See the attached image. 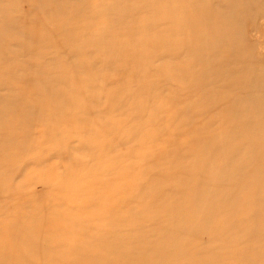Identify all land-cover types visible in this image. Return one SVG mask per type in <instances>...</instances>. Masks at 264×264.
Returning <instances> with one entry per match:
<instances>
[{"label":"rangeland","instance_id":"374dc122","mask_svg":"<svg viewBox=\"0 0 264 264\" xmlns=\"http://www.w3.org/2000/svg\"><path fill=\"white\" fill-rule=\"evenodd\" d=\"M166 1L0 0V264H264V0Z\"/></svg>","mask_w":264,"mask_h":264},{"label":"bare ground","instance_id":"6f19581e","mask_svg":"<svg viewBox=\"0 0 264 264\" xmlns=\"http://www.w3.org/2000/svg\"><path fill=\"white\" fill-rule=\"evenodd\" d=\"M167 1H168V0H167ZM167 1H166V2H167ZM169 1H170V0H169ZM169 1H168V2H169ZM190 2H191V1H190ZM226 2L228 3L229 1H226ZM230 2H231V1H230ZM232 2H234V0H232ZM232 2L229 3V5H232V4H233ZM150 3H151V2H150ZM164 3H165V1H164ZM164 3H163V4H164ZM227 3H226V4H227ZM3 4H4V3H3ZM206 4H207V3H206ZM237 4L239 5V0L237 1ZM237 4H236V0H235V7L238 6ZM4 5H5V4H4ZM4 5H3V6H4ZM148 5H149V4H148ZM204 5H205V4H204ZM204 5H202V6H204ZM207 5H208V4H207ZM236 5H237V6H236ZM62 6H63V5H62ZM164 6H165V5H164ZM239 6H240V5H239ZM150 7H151V6H150ZM158 7L160 8V5H159ZM198 7H199V6H198ZM224 7H225V6H224ZM224 7H223L222 10H221V11L224 12V13L226 12V10H229V11H230V9H231L232 7L234 8L233 5H232V6H228V8H225L226 10L223 11ZM226 7H227V6H226ZM230 7H231V8H230ZM154 8H155V7H154ZM199 8H200V7H199ZM207 8H208V7H207ZM229 8H230V9H229ZM233 8H232V10H233ZM155 9H156V8H155ZM195 9H196V8H195ZM238 9H239V8H238ZM147 10H148V9H147ZM66 11H67V10H66ZM156 11H157V10H156ZM237 11H238V10H237ZM237 11H236V10H233V12H232L233 14H230V15L234 16V12H237ZM69 12H70V11H69ZM113 12L115 13V11H113ZM117 12H118V11H117ZM119 12H120V11H119ZM119 12H118V13H119ZM163 12H164V11H163ZM165 12H166V11H165ZM214 12L216 13L217 11L214 10ZM64 13H65V12H64ZM137 13H139V11H137ZM155 13H156V12H155ZM157 13H158V11H157ZM159 13H160V12H159ZM180 13H181V12H180ZM217 13H218V12H217ZM227 13H228V12H227ZM229 13H230V12H229ZM67 14H70V13H67ZM115 14H116V13H115ZM120 14H123V13L120 12ZM140 14H142V12H141ZM152 14H153V12L151 13V15H152ZM182 14H183V12H182ZM218 14H219V13H218ZM220 14H221V15H224V14H222V13H220ZM235 14H237V13H235ZM116 15H117V14H116ZM118 15H119V14H118ZM187 15L189 16V19H190V16H192V15H189V14H187ZM17 16H20V15H17ZM26 16H27V15H26ZM47 16H48V15H47ZM178 16H179V15H178ZM218 16H219V15H218ZM56 17H57V16H56ZM61 17H62V16H61ZM219 17H220V16H219ZM136 18H137V17H136ZM151 18H153V17H151ZM154 18H155V17H154ZM180 18H182V15H180L179 19H180ZM235 18H236V17H235ZM179 19L176 18V19H175L176 22H177V20H178V22L186 21V20H187L186 18H184V20H182V19L179 20ZM146 20H148V19L143 20L142 23H143V22L145 23ZM152 20H153V19H152ZM168 20L171 21V19H168ZM210 20H212V19H210ZM150 21H151V20H149V22H150ZM153 21H155V20H153ZM163 21H164V20H163ZM170 21H168V22H170ZM188 21H189V20H188ZM191 21H192V20H191ZM212 21H214V20H212ZM262 21H263V20H262ZM149 22L146 21V23H145L146 25L143 24V26H146V28L149 27V26H147ZM151 22H152V21H151ZM178 22H177V23H178ZM171 23H172V22H171ZM192 23H193V22H192ZM195 23H196V22H195ZM250 23H251V22H250ZM149 24H151V23H149ZM185 24H187V23H185ZM185 24H184V25H185ZM190 24H191V22H190ZM204 24H205V22H204ZM234 24H235V23H234ZM179 25H180V24H179ZM182 25H183V24H182ZM191 25H192V24H191ZM187 26H188V25H187ZM172 27H173V26H171V28H172ZM262 27H263V26H262ZM184 28H185V27H183V29H184ZM263 28H264V27H263ZM62 29H63V28H62ZM160 29H161V28H160ZM163 29H164V28H163ZM163 29H162V31H163ZM59 30H60V29H59ZM59 30H58V31H55V32H57V34H58V33H59ZM185 30H186V29H185ZM23 31H25V30H23ZM48 31L50 32V30H48ZM53 31H54V30H53ZM67 31L69 32V30H67ZM152 31H153V30H152ZM165 31H166V29H165ZM165 31L163 32V34L165 33V34L167 35V33H166ZM168 31L170 32V30H168ZM25 32H26V31H25ZM35 32H37V31L34 30V33H35ZM51 32H52V31H51ZM51 32H50V33H51ZM60 32H61V31H60ZM68 32H67V33H68ZM186 32H188V31H186ZM64 33H65V32H64ZM177 33H178V32H177ZM180 33H181V31H180ZM191 33H192V32H191ZM3 34H5V33H3ZM53 34H54V32H53ZM53 34H51L52 37L55 35V34H54V35H53ZM62 34H63V32L59 33V35H61V36H57V35H55V36H57L56 38L58 39V37H62V36H63ZM65 34H66V33H65ZM65 34H64V35H65ZM163 34H160V35H163ZM165 34H164V35H165ZM183 34H184V33H182L181 35H183ZM213 34H214V33H213ZM67 35H68V34H67ZM172 35H173V34H172ZM172 35H171V36H172ZM174 35H175V34H174ZM191 35H192V34H191ZM51 36H50V35H49V37L46 36V37H47L46 39H50V38H52ZM55 36H54V37H55ZM196 36H197V35H196ZM213 36H214V35H213ZM40 37H41V36H40ZM166 37H167V36H166ZM166 37H165V38H166ZM168 37L170 38V35H169ZM172 37H174V36H172ZM186 37H187V36H186ZM194 37H195V36H194ZM16 38H17V37H16ZM165 38H164V39H165ZM195 38H196V37H195ZM14 39H15V38H14ZM52 39H54V38H52ZM170 39H171V38H170ZM171 40H172V39H171ZM183 40H184V37H183ZM186 40H187V39H186ZM48 41H49V40H48ZM173 41H174L175 43H177V42H176L177 40H173ZM179 41H181V40H178V42H179ZM44 42L46 43L45 40H44ZM45 43H43V44L45 45ZM181 43H182V41H181ZM205 43H206V42H205ZM43 44H41V45H43ZM138 45H139V44H138ZM19 46H20V45H19ZM140 46H142V45H139V46H137V47H140ZM20 47H21V46H20ZM25 47H26V46H25ZM134 47H135V46H134ZM134 47H132L131 49H133ZM143 47H144V46H143ZM135 48H136V47H135ZM129 50H130V49H129ZM200 50H201V49H200ZM126 51H128V50H126ZM146 51H147V50H146ZM78 52H79V51H78ZM78 52H77V54H78ZM147 52H148V51H147ZM150 52H151V51H149V53H150ZM195 53H197V52H195ZM197 54H199V53H197ZM71 55H72V53H71ZM124 55H125V52H124ZM1 56H2V55H1ZM88 56L90 57V55H88ZM95 56H96V55H94V57H95ZM196 56H197V55H196ZM43 57H44V56H43ZM94 57H93V61H94ZM180 57H181V56H180ZM62 58H63V57H62ZM121 58H123V57H121ZM50 59H51V61H52L53 57H51ZM50 59H48V60H50ZM59 59L62 60L61 58H59ZM66 59H67V58H66ZM53 60H57V57H56V59H53ZM74 60H76V58H75ZM74 60H73V61H74ZM95 60H96V58H95ZM163 60H164V59H163ZM192 60H193V59H192ZM73 61H72V62H73ZM46 62H47V61H46ZM59 62H60V61H58V63H59ZM74 62H77V61H74ZM74 62H73V63H74ZM94 62H95V61H94ZM165 62H166V61H165ZM167 62H168V61H167ZM47 63H48V62H47ZM56 63H57V62H56ZM58 63H57V64H58ZM64 63H65V62H64ZM92 63H93V62H92ZM51 64H52V63H51ZM65 64H66V63H65ZM75 64H78V62L75 63ZM90 64H91V63H90ZM165 64H166V63H165ZM177 64H179V63H177ZM189 64H190V63H189ZM45 65H46V64H45ZM52 65H53V64H52ZM52 65H51V66H52ZM62 65H64V64H61V66H62ZM92 65H93V64H92ZM30 66H31V65H30ZM49 66H50V63L48 64V67H49ZM59 66H60V65H59ZM65 66H66V65H65ZM93 66H94V65H93ZM45 67H46V66H45ZM55 67H56V66H55ZM55 67H54V65H53V67H52V68L50 67L49 69H53V68H55ZM69 67H70V66H69ZM94 67H95V66H94ZM98 67H99V66H98ZM100 67H101V66H100ZM163 67H164V65H163ZM60 68H61V67H60ZM60 68H59V70H60ZM62 68H63V66H62ZM62 68H61V69H62ZM160 68H161V67H160ZM165 68H166V67H165ZM187 68H188V67H187ZM12 69H13V68H12ZM66 69H69V68L67 67ZM74 69H75V68H74ZM99 69L101 70V68H99ZM99 69H98V71H99ZM189 69H190V68H189ZM13 70H14V69H13ZM44 70H45V68H44ZM54 70H55V69H54ZM57 70H58V69L56 68V71H57ZM47 71H48V70H47ZM61 71H62V70H61ZM172 72H173V70L171 71V73H172ZM43 73H44V72H43ZM183 73H184V72H183ZM72 75H73V74H72ZM182 75H183V74H182ZM187 75H188V74H187ZM67 76L70 77V75H67ZM261 77H262V76H261ZM186 79H187V78H186ZM31 80H32V79H30L29 81L31 82ZM32 81H35V80H32ZM66 81H67V79H66ZM66 81H65V82H66ZM251 81H253V79H252ZM251 81H250V82H251ZM40 82H41V81H40ZM46 82H47V81H45V83H46ZM61 82H62V80H61ZM36 83H37V81H36ZM41 83H42V82H41ZM47 83H49V82H47ZM34 84H35V83H34ZM73 84H74V82H73ZM250 84H251V83H250ZM259 84H260V83H259ZM31 85H32V84H31ZM36 85H38V84H36ZM40 85H41V84H40ZM47 85H48V84H47ZM90 85H91V84H90ZM263 86H264V85H263ZM89 87H91V86H89ZM62 88H63V87H62ZM254 88H255V87H254ZM24 90H25V89H24ZM79 90H80V89H79ZM90 90H91V89H90ZM54 91H55V90H54ZM257 91H258V90H257ZM26 92L30 93L29 90H27ZM30 94H31V93H30ZM57 94H59V93H57ZM68 94H69V92H68ZM68 94H67L66 96H68ZM262 94H263V93H262ZM72 95H73V94H72ZM52 96L54 97V95H52ZM56 96H57V95H55V97H56ZM74 96H75V95H74ZM76 96H77V95H76ZM261 96H262V95H261ZM55 97H54V98H55ZM77 97L79 98V96H77ZM77 97H75V99H76ZM30 98H31V97H30ZM64 98H65V97H64ZM66 98H67V97H66ZM78 98H77V99H78ZM55 99H56V98H55ZM70 100H71V99H70ZM72 100H73V99H72ZM74 102H75V100H73V104H74ZM258 103H259V102H258ZM65 104H66V103H65ZM73 104H72V105H73ZM23 105H24V104H23ZM62 105L64 106V104H62ZM245 105H246V103H245ZM16 106H17V105H16ZM261 106H262V105H261ZM67 107H68V106H67ZM74 107L76 108L77 105L75 106V104H74ZM262 107H263V106H262ZM28 108H29V107H28ZM60 108H62V107H60ZM68 108H69V107H68ZM24 109H25V108H23V110H24ZM72 109H73V108H72ZM241 109H242V108H241ZM5 112H6V111H5ZM40 112H41V111H40ZM43 113H44V112H43ZM74 113H75V112H74ZM33 115H34V114H33ZM31 116H32V115H31ZM41 116H42V113H41ZM43 116H44V115H43ZM45 116L47 117V116H49V115H46V114H45ZM51 116H52V115H51ZM1 117H2V116H1ZM1 117H0V118H1ZM37 117H38V116H37ZM49 117H50V116H49ZM31 118H32V117H31ZM23 119H24V118H23ZM39 119H40V117H38V120H39ZM41 120H42V119H41ZM41 120H40V121H41ZM4 121H5V120H4ZM6 121H7V120H6ZM24 121H25V120H24ZM0 122H2V120H1ZM7 122H8V121H7ZM7 122H4L5 125L7 124ZM2 123H3V122H2ZM0 126H3V125L0 124ZM7 126H10L9 123H8V125H6V128H9V127H7ZM1 128H2V127H1ZM47 170H49V169H47ZM95 215H96V214H95ZM19 218H20V217H18L17 220H18ZM36 220H37V219H36ZM36 220L34 219L33 221H36ZM15 221H16V220H15ZM164 230H165V229H164ZM30 249H31V248H30ZM176 249H177V248H176ZM159 250H160V249H159ZM159 252H161V251H159ZM154 254H155V253H154Z\"/></svg>","mask_w":264,"mask_h":264}]
</instances>
